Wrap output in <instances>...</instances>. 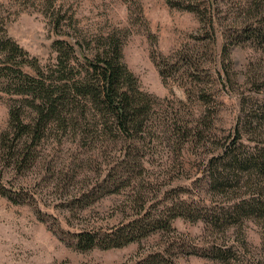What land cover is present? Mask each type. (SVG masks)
Returning a JSON list of instances; mask_svg holds the SVG:
<instances>
[{"label": "rangeland", "instance_id": "obj_1", "mask_svg": "<svg viewBox=\"0 0 264 264\" xmlns=\"http://www.w3.org/2000/svg\"><path fill=\"white\" fill-rule=\"evenodd\" d=\"M3 30L48 70L58 32L89 58L118 41L123 64L154 100L150 125L171 132L133 146L83 101L38 143L16 134L6 139L10 106L20 97L0 86V264H219L169 248L176 239L208 238L201 221L184 217L170 220L175 231L126 246L107 248L103 238L142 210L150 217L203 215L239 196L213 188L214 178L229 174L219 162L222 152L247 156L264 147V0H0ZM77 47L70 74L78 77L87 65ZM33 116L24 111L26 121ZM185 126L197 127V138L181 151L175 132ZM124 156L132 168L123 169ZM252 176L254 186L264 187L260 173ZM245 226L253 254L258 226ZM82 233L101 241L81 249ZM159 256L164 263L155 262Z\"/></svg>", "mask_w": 264, "mask_h": 264}, {"label": "trees", "instance_id": "obj_2", "mask_svg": "<svg viewBox=\"0 0 264 264\" xmlns=\"http://www.w3.org/2000/svg\"><path fill=\"white\" fill-rule=\"evenodd\" d=\"M190 10L199 11L198 8ZM60 13L61 10H58L52 18L56 31L61 23ZM254 29L257 30L254 27L248 31ZM57 35L61 37L53 43L57 52L56 61L48 70L47 66L41 65L21 48L6 30L0 32V86L7 93L20 97L10 106L11 130L4 133L6 139L11 134H16L19 140L25 136L27 141L38 143L42 134L50 130L51 126L69 121L68 116L73 115L71 107L78 106L83 101L99 108L103 116L109 118L117 134L133 146L144 145L147 140L149 143H157L160 134L171 132L164 124L160 123L159 127L154 128L150 125L154 100L151 95L139 89L137 79L123 64L118 41L110 39L107 46L90 51L89 58L78 42L69 38V34L58 32ZM64 46H69L67 51L63 50ZM74 46H78L77 51L87 65L86 73H80L78 77L70 74L76 60ZM160 73L162 74L161 71ZM28 108L34 116L26 121L23 116ZM171 130L173 134L174 130ZM196 131L197 127L185 126L175 132L181 151L185 147L183 143L193 142L197 138ZM221 155L220 165L229 174L222 177L218 171L213 188H219L225 193L235 189L234 193L238 197L225 206L208 207L203 215L172 212V217L161 213L150 217L149 213L139 211V218L107 234L103 238V245L107 248L121 247L147 238L162 229L175 231L170 220L179 216L193 222L201 221L204 225L203 233L209 235L207 239L204 236L203 241L195 244H186L185 241L176 239L174 245L168 244L169 248L177 246V250L183 255L206 257L219 264H264V187L260 183L256 187L252 181L253 170L264 177V147L247 156L236 152H222ZM124 159L126 165L123 169L132 168L131 158L124 156ZM206 169L209 174L212 166L207 165ZM243 188V193L238 192ZM249 222L258 226L260 237L253 254L248 251L249 231L245 224ZM232 236L235 239L232 240ZM98 237L97 234H79L78 247L91 249L100 243ZM164 261V257L159 256V260L155 262Z\"/></svg>", "mask_w": 264, "mask_h": 264}]
</instances>
